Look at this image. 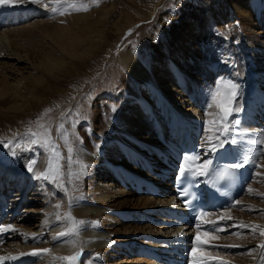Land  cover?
Listing matches in <instances>:
<instances>
[{"label": "bare ground", "instance_id": "bare-ground-1", "mask_svg": "<svg viewBox=\"0 0 264 264\" xmlns=\"http://www.w3.org/2000/svg\"><path fill=\"white\" fill-rule=\"evenodd\" d=\"M124 1L125 3H129L132 0ZM44 4H49L50 7L46 8L43 6ZM52 6L55 5L51 4V0H39V2H37V0H15V3L0 5V114L3 113L1 105L6 104L5 108L7 111H20L24 105V102H22L20 98L24 100L28 97L39 99L37 95H33V91L38 84L42 83L40 80H44L46 76H53L54 72H56L58 75L73 77L75 72L79 74L82 69H87L88 62L99 58L100 54L105 49L101 50L107 42L109 35L113 33V28L122 30L124 26H127V23H131L133 21L132 19H134L129 17V19L121 24L119 21H116L112 23L111 26H108L107 17L111 15V9L105 8L100 12L99 17L95 19L90 15L95 14V11L89 14L80 13L73 16L70 15L71 17L66 19V17H61L62 15L59 14V12L53 13L51 11ZM213 16L214 19L217 20V23L224 25L225 28H231L229 24H232L234 22L233 20L236 19L235 21L238 22V27L241 28H239V30L235 28V37L238 38L239 43H242L244 51L248 52L249 56L251 55L255 60L254 66L249 64L248 60L241 62L238 57L239 53L231 47L228 52H222L220 56H217L215 51H211L212 53L210 55L217 56L218 58H209L208 60L202 58L203 60H200L199 64L203 66L204 79L206 76L216 80L230 78L229 81L238 85L239 94L237 95L242 94L244 102L246 100L243 107L244 102H240L241 100L239 99L240 101L238 100L237 107L240 108V111L234 112L236 119L241 121L238 126L244 128L245 134H242V137L239 135L237 137L232 136V138H235L241 143L243 146V150H241L243 152L238 150L235 144H227L225 148L220 150L222 152L226 150L238 158H243L251 152L255 158L256 155L253 153L254 149L247 150V144L245 145V141H242L241 138L248 139L255 136L259 138L264 134L261 128L253 125L249 108L251 104L248 105V96L252 94V91H257L256 94L253 95L255 101H264V29L259 28L264 25V0H231L229 6L214 4ZM121 17L124 18L125 16H119V18ZM136 19L138 18H135V20ZM183 23L176 28L174 37L175 47H171V45H162L161 48L169 58H173L174 56L171 62L172 65H170L168 61V63L161 64L160 60H156L153 64L152 71L143 57L144 53L141 54V52L135 48H131V46L122 48L119 57L129 74V79L124 83V86L138 98L136 100L137 102L134 101L135 103H133L129 111L121 115L120 119L124 127H126V130L119 129L120 126L115 123V120L112 121L107 114H102L97 120L95 118L92 119L93 130L86 131L84 139L78 144L79 146H77L80 155L93 164L94 177H90L91 180L87 182V191L89 195L86 197L83 196L84 199H76L73 197L68 199L67 193L63 192V194L65 195V201H68V206L73 205L75 202L79 204L78 209H73L75 217L77 220H86V223L83 225L90 232H83V227H79L76 235L62 237L58 240L53 238L56 233L63 229L65 230L68 225H65V222L62 223V221H57L55 218L58 213V208H56L57 200L55 197L52 198L51 196V190L57 195L55 187L53 189L50 185H47L46 182L45 184L41 179L37 178L36 173L43 172L42 159L44 157L37 161L34 172L29 174L26 173L24 169L26 162H23L22 165L24 168L22 169H6L3 163L1 164L0 180L3 179L2 184L4 188L2 191H4L5 194H0V215L2 216V223L8 217H14V221L16 220V222L13 223L12 221L9 223V221H4V225L11 224L16 228L19 222L22 223H20L19 228H16L19 231L1 233L0 256L8 255L9 253L13 255H17L20 252L31 253L33 250L44 248L51 250V255L28 254L19 256L16 260L6 261H10L11 263L27 261L28 264H65V262L54 260L53 256H68L76 251H80L81 256L78 264H96V262L97 264H124L118 263V260L124 259L125 256H131L128 255L130 251L137 248L133 245V242L142 241L141 238H145L143 232H159L153 233L154 235L151 240L143 243L144 246L149 247L155 242L159 245L161 238L167 241H173V237L177 238L181 236L179 228L175 229L166 224L160 228L155 227L154 230L152 224V226H150L149 223H144L139 226L142 223L138 224L130 220V222L127 223V218L133 219L134 215L136 218H139L138 213L136 214V210L141 207L144 212H146L145 214L154 216L156 211L155 207L158 202H160L159 198H152L150 195L143 197L136 195L137 192L129 188V181L138 179L139 176L137 174L145 172L143 168H145L146 163H156V153L167 152V149L163 148L166 142H169L172 152H175L179 149V135L180 138L183 139L186 138L189 133L197 131L199 126L203 128L210 126H206L205 124L206 121H209L208 113H210V110L207 109L205 112L203 109L204 111L201 112L196 106L199 101L197 91H199V87L201 88L204 86V79L202 82H198L196 79L191 78L188 72L196 69L191 66V63H187L190 62L188 61V56L192 54L193 48H195V40L198 34L200 32L202 33L203 30L205 31V23L203 21V24L200 23L196 26L191 18L187 20V23H185L186 25ZM199 28H203V30H199ZM228 34L230 35L232 33L230 32ZM26 36H30L29 38L31 41H29L32 42V44H36V46L33 45L30 50H24V48L18 46L19 39L22 37L26 38ZM40 41H42V43H40ZM193 54L195 53L193 52ZM178 55L179 57H177ZM229 55H232L235 64L229 67L225 66L228 68L223 69V77L222 75L219 76L218 73H214V70H217L216 65L210 67L212 72L208 70V66L211 65L212 62H219L220 59L226 58ZM244 56H242L243 59H245ZM220 68L222 69V67ZM28 71L36 72L35 78L31 77L32 73ZM247 74H252V77L247 78ZM33 79L36 84L30 86L29 83L32 82ZM206 80L210 81L211 79ZM165 81L166 84L164 85ZM198 83H202V85H198ZM210 86H212V84L207 87ZM203 88H205V86ZM205 89L202 90L203 97L201 104L203 106L212 92ZM47 96H49V93ZM153 102H155L154 105ZM36 105L37 103L30 105L25 111L30 110L32 107H36ZM211 111H213V109H211ZM95 113L98 112L95 111ZM183 129H185L187 135ZM127 130L130 132L128 133ZM98 133H102L106 137H109L110 141H107V143H104V141L102 143V138L96 137ZM160 133L163 134L161 139L159 138ZM176 133H178L177 136L175 135ZM203 134L202 140H200L201 145L205 141V131H203ZM208 134L212 135V131H209ZM129 136H134L133 138L137 137V139L143 141L146 140V142L141 144L140 150L136 151L135 149L137 148L134 149L132 145L129 144L128 140H131ZM96 138L101 139L97 141ZM147 141L150 142L146 144ZM135 143L136 147L138 144L136 141ZM155 143H157V146H155ZM101 144L103 145L101 149L102 155L100 154V149L98 150ZM131 144H133V142ZM255 150H258V148ZM261 151L264 152V146ZM199 153L201 156H209V153L205 155V149L202 147ZM262 158H264V156H261L260 159L256 161L260 167L255 168V178L254 181L249 184V187L256 181V173H259V171H261L260 169L264 170V160L260 163ZM112 162H115V164L117 163V165H114ZM118 165L128 167V169H124ZM96 176L102 178L106 177L113 184L109 182L110 184L107 183L106 186L101 184L99 186H94L91 183ZM15 181L17 185H15ZM11 186L14 190H9ZM159 186L162 185L160 184ZM33 187L34 191L31 193L30 188ZM249 187H247L245 193L235 201H240L241 203L246 200L250 201V198H248ZM262 189L264 190V188ZM261 190L256 189L253 192L263 193ZM35 194L37 196H34ZM125 196L126 198H128V196H135L134 198L137 197L138 200L130 199L128 201H122L125 200ZM253 196L254 197L251 198L248 204L247 210L241 215L237 214L235 210L241 209L243 205L241 207L239 205L238 208H235L232 204L225 209L228 214L233 217V220L230 221V225H235L239 230H243V228L239 227L240 222L246 223V221L252 220L254 222L251 225H259L257 222L258 220L264 221V197ZM166 202L172 203V199L168 197ZM164 203L165 202L159 204ZM87 204H95L96 206H94L96 208H87V210H85H90V212L88 211L85 213L83 209ZM249 206H251L252 210H249ZM100 207L103 210L104 208L105 210L109 209L111 211L113 209L123 210H113L112 212L116 213L110 215L109 212H101L100 209L98 210ZM127 208L133 211L129 209V211H126ZM225 210L220 211L217 215L219 216ZM22 211H24V213H22ZM5 215L6 218L4 219ZM33 215L34 217H32ZM87 220H95L99 223L93 224ZM30 221H34V226L37 227L31 228L32 230L24 227V224L26 225ZM45 221H47V223H45ZM116 224L119 226L124 225L126 228L121 230L119 227L116 228ZM98 227L103 228V231L105 230L106 233H110V236L107 235L103 237L104 234L101 232L91 231ZM32 233L38 234L39 238L33 240L30 235ZM113 233H115V236L112 235ZM258 233L259 229H257V234H255V236L250 229H248L247 234H238L236 233V229L227 235L210 233L211 237H215L213 239L216 241L215 244H237V246H239V244L243 245L242 243L246 245L249 242L254 244L251 251H249L250 249L248 251L241 249L240 251L214 250L213 252L222 260L228 261L229 264H260L261 261L257 256H260L261 250L257 246L264 243V241H262L264 237H261ZM23 234L29 235L25 238ZM4 235H8L7 241L5 240L6 242L2 240ZM206 237L208 238L209 236ZM73 242H75V247H73ZM97 243H99V245ZM254 246H256V248ZM231 248L236 249L237 247ZM140 249L141 247H138V251H140ZM113 251L116 253L118 252L116 257L112 254ZM202 252H210V250L205 249L197 251L198 254ZM97 253L99 254L98 257L96 255ZM85 254L90 255L88 260ZM221 255L224 258H230L233 263L227 259H223ZM134 256L136 258L133 260V262H136L135 264L152 263L149 262L150 260L146 257L140 255ZM93 257H95V260L89 261L92 260ZM127 260L126 258L125 262H128Z\"/></svg>", "mask_w": 264, "mask_h": 264}, {"label": "rangeland", "instance_id": "rangeland-1", "mask_svg": "<svg viewBox=\"0 0 264 264\" xmlns=\"http://www.w3.org/2000/svg\"><path fill=\"white\" fill-rule=\"evenodd\" d=\"M77 2H83L84 4L88 5V10L65 11V14H63L61 17H66L67 19L76 14H80V13L89 14L95 11L96 12L95 14H90L92 15V18L95 19L99 17L100 12H102L106 8V9H111V15L107 17L108 26H111L112 23L116 21H119V23L121 24L125 20L129 19V17L134 19H132L133 21L131 23H127V26H124L122 30H116V28H113V33H111L108 37L109 41L107 40L104 47L101 48V50H103L104 48L105 49L103 50L102 53L100 52L101 50L99 51L101 54L99 58H97L96 60H90V61L88 60L89 61L87 64L88 68L86 67L87 69L85 70L82 69V71H80L79 74L78 72H75V75L73 77L71 76L68 77V75L66 76L58 75L56 74V72H54L53 76H46L44 80L43 79L40 80L42 81V83L38 84L33 91V95H37L39 99H36L35 97L33 98L28 97L25 100L23 98H20V100L24 102L23 108L20 111H7L5 108L6 104L1 105V107L3 108V113L0 114V167L2 163L6 169L9 168L22 169L25 167L24 168L26 170L25 172L29 174L32 173L28 171L29 163L33 160H35L37 163L39 159L41 160V158L44 157L42 159L43 172H44L47 169L50 160H52L53 163L55 164V158L53 152V148H55L61 154L62 157L61 159H59L58 163L60 165V169L62 172V176L60 177V179L63 182V186L62 187L58 186V184L53 182L52 180L41 179V181L43 183L46 182L47 185H50L53 189L55 187L57 195H55L54 191L51 190V196L52 198L55 197V199L57 200L56 205L57 204L60 205V207L58 208V213L60 215H64L65 213L70 211L72 216L74 217H75V212L73 209H78L79 204L75 202L73 205L68 206V201H65V195L63 194V192L67 193L68 199H71L72 197L76 199H84L83 196L86 197L87 195H89L87 191L88 190L87 182L91 180L92 176L94 177L93 164L80 155L79 150L77 148V146H79L78 144L84 139V135L86 131L93 130L92 119L95 118L97 120L98 117L99 116L101 117L102 114H107L109 118L112 119V121L115 120L116 121L115 123L120 126L119 129L126 130L125 129L126 127H124L120 119L121 115L129 111L133 103L137 102L136 100L138 99L136 98L137 97L136 95L131 93L126 88V86H124V83H126V81L129 79V74L119 57V53L123 47L131 46V48L137 49L139 52H141V54L144 53L143 57L147 61V65L148 67H150L152 71H153V64L156 60H160L161 64L170 62V65H172L171 62L172 59L174 58L173 56L174 54L171 55L173 56V58H169L168 56H166L163 50L161 49L162 45H171V47H175L174 37H175L176 28H178L180 24L183 22L187 23V20L191 18L192 22L196 26H198L200 23L203 24L204 21L206 27L205 31L203 30V28L202 29L199 28V30H203V32L202 33L200 32L195 40L196 41L195 48H193V52L195 54H193L192 52V54L188 56V61L190 62L187 63L189 64L191 63V66H193V68L196 69L188 72L191 78L196 79L198 82L199 81L202 82V80L204 79V72H203V66L199 64L200 60L202 58L207 60L209 58L214 59L217 56L222 55V52H228L230 47L239 53L238 57L241 62L248 60L249 64H251L252 66H254L255 64V60L252 58L251 55L249 56L248 52L244 51V47L242 46V43H239L238 38L235 37L234 34V32L236 31L235 28H237L238 30L239 28H241L238 27L237 24L238 22L235 21L236 19L233 20L234 22L232 24H229L231 28L227 26L229 29L225 28L224 25L218 24L217 20L214 19L213 16L214 4H219L221 6H226V5L229 6L231 0H136V1L132 0L129 3H125L124 0H99L98 4H94L92 0H77ZM121 15L125 17L119 18V16ZM135 18L138 19L135 20ZM185 23L183 24L186 25ZM259 28L264 29V25L260 26ZM130 29L132 31L130 34H128ZM230 32L232 34L229 35L228 33ZM29 37L30 36H26V38L22 37L21 39H19L18 46H21V48H24V50H30L33 45L36 46L35 43L32 44V42H30L31 40ZM40 43H42V41H40ZM211 51H215L217 56H211L210 55L212 53ZM242 56H244L245 59H243ZM177 57H179V55ZM220 61L212 62V64L208 66V70L212 72L210 67L216 65L217 70L216 71L214 70V73H218L219 76L222 75L223 77V69L234 65L235 60H233L232 55L231 56L229 55L226 58L220 59ZM220 67H222V69ZM28 72L32 73L31 77L35 78L37 74L36 72L34 71H28ZM246 76L247 78H251L252 74H247ZM206 79H211V80L207 81ZM222 79L216 80L211 77L208 78V76H206L203 83L207 91L209 90V92H211L215 89L214 88L216 87L215 85H217V83ZM223 80L229 81L230 78H224ZM34 82L35 81L33 79L32 82L29 83V85L32 86L33 84H36ZM165 84L166 81L164 85ZM199 84L202 85V83H198V85ZM211 84L212 86L207 87ZM204 86H202L201 88L199 87V91H197L198 94L197 97L199 101L197 100L198 102L196 106L198 110L201 112H203L204 110L206 112V110L209 109L208 104L210 103L211 100V96H210L206 100V102H204V106L201 104L203 97L202 90L205 89L203 88ZM238 90L239 89H237V94H239ZM48 93L49 96H47ZM238 100L240 102H244L242 94L236 95L233 101V105L235 107L238 106ZM160 102H161V98H160ZM35 103H37L36 107L30 108V110H27L28 112L25 111L30 105H33ZM154 104L155 102H153V105ZM45 109H51V111L45 114ZM212 109L213 111L209 109L210 113L213 114V115H209V121L214 120L216 118L215 113L217 112V109L215 107H213ZM95 111L98 113H95ZM38 118L41 121L40 125L36 123ZM233 118L234 117H230L229 119H233ZM207 125L209 126V124H206V126ZM211 126L213 125H210L207 128L214 129L213 128L214 126L213 127ZM29 128L33 132L41 133V135L36 137V139L39 141L38 143L35 144L31 143L32 137L29 135H23ZM239 128L241 130L239 132L240 133L239 136L242 137L241 135L245 134L244 128L242 127ZM205 129L206 127L203 128V131H205ZM45 130H47L48 133L47 138H45V136L43 135ZM102 133H98L96 137H101L102 143L104 141H105L104 143L110 141L109 140L110 138L106 137ZM16 134H21V135L17 136ZM14 137L15 139L13 144L10 147H6L5 144L7 143V141L13 139ZM133 137L129 138L131 139L128 140L129 144L132 145L134 149L137 148L135 150L138 151L141 148L140 147L141 144H144L146 140L143 141L141 139H137V137L135 138ZM230 137L232 138V136ZM255 137L250 140L255 139ZM100 139L96 138L97 141H99ZM241 139L242 141L246 140L243 138ZM135 141L139 146L137 145L135 147L136 144ZM130 142L131 143L133 142V144H131ZM149 142L150 141H147L146 144H148ZM17 144L19 145L18 147L16 146ZM246 144H247L246 146L247 150L262 147L261 145H255L256 146L255 147L254 144L250 145V143L245 142V145ZM235 145L238 150L243 152L242 151L243 146L239 141H237ZM69 146L72 148L71 153H69L68 151ZM100 146L102 149L103 145L101 144ZM155 146H157V143H155ZM10 148L15 151L16 153L15 155H13V151L10 150ZM99 149L100 148H98V150ZM101 149H100L101 151L100 154L102 155ZM262 153L264 152L262 151L258 152L257 156L258 157L264 156V154ZM263 160L264 158L260 160V163ZM23 162H26V166L24 167L22 165ZM112 163H114V165H117V163L115 164V162ZM260 170L261 171H259V174L261 176L257 177V173H256V181L250 186L253 189V191H255L256 189L261 190L262 188H264V185H262L264 184V170L262 169ZM2 181L3 179L0 180V185L2 184ZM109 182L112 183L106 177L102 178L96 176V178L91 184L94 186L96 185L99 186L100 184L106 186L107 183ZM15 185H17L16 181H15ZM1 190L2 187H0V191ZM9 190H14V188L9 187ZM33 191H34V187L30 188V192L32 193ZM261 191H263L264 193L263 189ZM1 193L4 194V191H1L0 194ZM253 195L254 194H248V198H250V201L251 198L254 197ZM34 196L37 195L35 194ZM134 197L135 196L133 197L128 196V198H126L125 196V200L122 201H128L130 199L138 200L137 197L136 198ZM250 201L246 200L243 203H241L240 207L242 205L243 206L241 207V209L235 210L237 211L236 213L241 215L243 212H245L247 210ZM94 205L95 204L93 205L87 204L83 209V211H85V213L88 211L90 212V210L86 211L87 208L88 209L90 207L91 209L96 208L95 207L96 205L95 206ZM99 209L101 210V212H109L110 215L116 213V212H112L113 210L115 211L123 210V209H113L111 211L109 209L105 210V208L103 210L101 207L98 208V210ZM127 210L128 208L126 209V211ZM129 210L133 211L132 209ZM22 213H24V211H22ZM32 217H34V215ZM87 221L93 222L95 220H87ZM14 222H16V220L13 221V223ZM129 222L130 221H127V223ZM20 223L22 222H19L16 228L20 227ZM34 223H35L34 221L33 222L30 221L28 224L26 225L24 224V227L32 230L31 228L37 227L34 226ZM68 223L69 222L65 220V225L66 224L68 225ZM141 225L143 224H140L139 226ZM116 226H117L116 228L119 227L121 230L126 228V226L124 225L119 226L118 224H116ZM150 226L152 225L150 224ZM152 228L155 230L154 225L152 226ZM82 231L90 232L86 229V227H84ZM91 231H99L102 234H104L103 237L107 235L110 236V233H106L105 230L103 231V228L98 227ZM152 233H159V232H152ZM112 235L115 236V233H113ZM99 243L97 244L99 245ZM114 251L112 254L114 255V257H116L118 255V252L116 253ZM88 255L89 254L87 255L85 254L87 260L90 258V255L89 256ZM126 258L128 259L127 260L128 262H125ZM135 259H136L135 256L132 255L125 256L124 259L118 260V263L130 264ZM94 260L95 257H93L92 260L89 261H94Z\"/></svg>", "mask_w": 264, "mask_h": 264}, {"label": "snow or ice", "instance_id": "snow-or-ice-1", "mask_svg": "<svg viewBox=\"0 0 264 264\" xmlns=\"http://www.w3.org/2000/svg\"><path fill=\"white\" fill-rule=\"evenodd\" d=\"M39 2V0H37ZM94 4H98L99 0H92ZM15 3V0H0V5H6V4H12ZM51 4L55 5L51 7V11L53 13L59 12V14L63 15L65 14V11H87L88 10V5L84 4L83 2H77V0H51ZM44 7L48 8L50 7L49 4H44ZM63 9V10H61ZM131 29L129 30V33H131ZM237 89L238 85L232 83L231 81L228 80H221L217 83L215 89L211 92V103L208 104V108L212 109L215 107L217 109V112L215 114L216 118L214 120L206 121V124L213 125L214 129H205V141L201 145L202 148L205 149V155L208 153H215L219 149L225 148V145L227 144H235L237 143V140L235 138H229L230 136L234 135H239L240 133L236 130V126L241 123L239 119H229L234 112H239L240 108L235 107L233 105V101L237 95ZM115 110V109H113ZM51 109H45V114L50 112ZM208 115H212V113H208ZM36 123L38 125L41 124L40 119L38 118ZM209 131H212L213 134L209 135ZM17 136L21 134H16ZM23 135H29L32 137L31 143L35 144L38 143L39 141L36 139L37 136L41 135V133L38 132H33L30 128L23 134ZM45 138H47V130L43 133ZM14 139H10L7 141L5 144L6 147H10ZM251 144L254 145H261L264 146V135H261L257 139H253L250 141ZM17 147L19 146L18 144L16 145ZM10 150H12L10 148ZM13 151V155H15V151ZM69 153H71L72 148L69 146L68 149ZM54 152V158H55V164L53 163L52 160L49 161L48 167L44 172H38L36 173L38 179H44V180H52L53 182L57 183L58 186H63V182L61 181L60 177L62 176V172L60 169V165L58 163L59 159H61V154L53 148ZM264 154V153H262ZM70 159V156H69ZM260 157H253L252 153L249 152L247 155H245L239 163H233L230 165H227L223 168H220L218 170H215V175L218 179H224L228 178L234 175L235 170H238L240 168H244L247 165H252L253 167H260L256 163L257 160H259ZM35 164L36 161L33 160L29 163L28 165V171L34 172L35 170ZM213 171V161L212 159H202L200 154H190V155H185L184 156V163L179 167V173H180V178L183 179L186 175L191 174V176H208L211 172ZM260 174L257 173V176ZM248 193L249 194H254L259 197H264V193H259L253 192V189L251 187L248 188ZM179 195L181 197H187L188 192L186 189H182L179 192ZM186 204H191V201L185 199ZM240 201H234L232 206H236L240 204ZM60 205L57 204L56 208H59ZM249 210L251 209V206H249ZM211 215L210 213L201 211L197 217V224L196 227L197 229H200L202 227H205L208 229V231L205 232H200L197 231L196 233V238L195 242L193 244V247L191 249V264H208L209 261H219L220 264H229L228 261L222 260L218 256H213L211 253L204 252L201 254L197 253V248L198 247H212V248H231V247H244V245H213L210 243L209 240H201L200 237L201 235L204 236H209L210 239H214L215 237H211L210 233L216 232V231H227L226 228H221L220 227V222H225V221H232L233 217L228 214L227 210H225L223 213H221L216 220L212 219H206ZM57 221H62V220H67L68 226L65 228V230L60 231L56 233V235L53 237L54 239H60L62 237L66 236H73L78 233L79 227L86 223L83 220H77L74 216H72L71 212H67L64 215H60L59 213L56 214L55 216ZM47 223V221H45ZM93 224H98V221L91 222ZM230 227H235V225H230ZM240 228L243 229H250L252 234L255 236L257 234V229H259V235L261 237H264V227L259 226V225H250L246 224L243 222H240L239 224ZM19 231L16 229L13 225L8 224V225H0V232H16ZM25 238L28 237L29 234H23ZM31 238L33 240L38 239V234L32 233L30 234ZM73 247H75V242H73ZM261 250V257L260 261L261 264H264V243H261L260 245L257 246ZM251 251V250H249ZM41 255V254H49L51 255V250L44 248V249H36L33 250L31 253H23L20 252L17 255H13L9 253L8 255L0 256V262L6 261V260H16L18 259L19 256H24V255ZM97 257L99 254H96ZM81 252L76 251L72 255L68 256H53L54 260H59L62 262H65V264H78V261L80 259Z\"/></svg>", "mask_w": 264, "mask_h": 264}]
</instances>
